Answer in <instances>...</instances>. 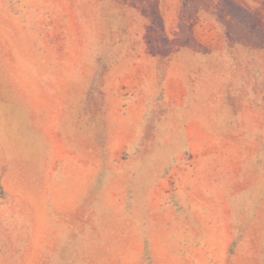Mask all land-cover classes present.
Listing matches in <instances>:
<instances>
[{
  "label": "rangeland",
  "instance_id": "obj_1",
  "mask_svg": "<svg viewBox=\"0 0 264 264\" xmlns=\"http://www.w3.org/2000/svg\"><path fill=\"white\" fill-rule=\"evenodd\" d=\"M0 264H264V0H0Z\"/></svg>",
  "mask_w": 264,
  "mask_h": 264
}]
</instances>
